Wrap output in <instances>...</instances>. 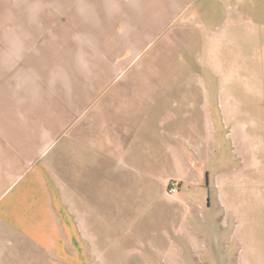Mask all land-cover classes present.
I'll list each match as a JSON object with an SVG mask.
<instances>
[{"label": "crops", "instance_id": "obj_1", "mask_svg": "<svg viewBox=\"0 0 264 264\" xmlns=\"http://www.w3.org/2000/svg\"><path fill=\"white\" fill-rule=\"evenodd\" d=\"M207 1L0 0V264L93 259L99 228L142 219V181L207 189L188 146L209 111L142 90L144 62Z\"/></svg>", "mask_w": 264, "mask_h": 264}, {"label": "rangeland", "instance_id": "obj_2", "mask_svg": "<svg viewBox=\"0 0 264 264\" xmlns=\"http://www.w3.org/2000/svg\"><path fill=\"white\" fill-rule=\"evenodd\" d=\"M235 6L202 3L142 66V90L178 92L209 111L210 130L196 128L188 146L207 189L142 181V219L116 220L109 237L99 228L84 264H264V0L224 14ZM139 243L142 259L131 250Z\"/></svg>", "mask_w": 264, "mask_h": 264}, {"label": "built area", "instance_id": "obj_3", "mask_svg": "<svg viewBox=\"0 0 264 264\" xmlns=\"http://www.w3.org/2000/svg\"><path fill=\"white\" fill-rule=\"evenodd\" d=\"M169 192H170L171 194L176 193V192H177V186L171 187L170 190H169Z\"/></svg>", "mask_w": 264, "mask_h": 264}]
</instances>
